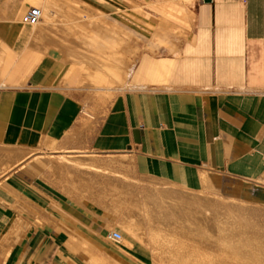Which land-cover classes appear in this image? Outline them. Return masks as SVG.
<instances>
[{
	"label": "crops",
	"instance_id": "1",
	"mask_svg": "<svg viewBox=\"0 0 264 264\" xmlns=\"http://www.w3.org/2000/svg\"><path fill=\"white\" fill-rule=\"evenodd\" d=\"M65 2L101 17L121 11L140 27L133 69L128 27L91 15L71 19L65 35L70 27L53 14L67 20ZM31 5L51 7L50 20L23 23ZM96 26L125 39L116 48V81L107 73L98 80L91 62L71 63L59 43L73 39L78 54H91L85 44L99 34ZM41 38L58 48L40 55ZM76 63L89 83L121 89L89 120L62 82ZM0 148L29 152L15 151L18 161L0 174V264H146L142 251L133 249L138 258L121 240L107 239L117 214L67 191L61 165L49 156L126 154L138 176L264 202V0H0Z\"/></svg>",
	"mask_w": 264,
	"mask_h": 264
},
{
	"label": "rangeland",
	"instance_id": "2",
	"mask_svg": "<svg viewBox=\"0 0 264 264\" xmlns=\"http://www.w3.org/2000/svg\"><path fill=\"white\" fill-rule=\"evenodd\" d=\"M53 2L61 5L60 1ZM64 4L65 5L63 6L61 13L65 16L67 14H70L71 16L65 20L62 16L55 13V19L58 20V25L66 24L71 27V19L85 22L91 17V15H94V20L97 22L104 21L106 23H111L112 20L115 19L122 23L125 27H128L129 31L128 33L126 32V34L128 35L129 54L126 56V61L129 62V65H131L133 69L139 55L138 46L142 42V37L140 36L142 30L140 27L125 20L121 11L113 14L108 13L105 17H101L100 15L103 12H97L95 9H92L93 11L85 10L79 13L78 11H74L68 2H65ZM135 11H138V9L132 10L133 13ZM39 25L40 24H37V26ZM48 25L53 29L56 28V26L52 25V23ZM70 30H72V27ZM73 33L74 35H79L80 32L75 30ZM38 47L36 48L39 50L40 55L47 47L55 49L58 48L55 43L45 38H41L40 45H38ZM59 55L64 62L63 55L61 53H59ZM64 64L66 69L70 67L69 64H66L65 62ZM62 82L66 83L69 89H73L77 94L81 105V116L86 120L102 114L109 100L116 94L117 91L121 90L117 86L111 90H105L100 85L89 83L90 81L84 75V69L81 63L74 64L69 74H64ZM125 86L126 84L123 87ZM6 151L11 152L14 151V149L0 148V153H4ZM15 151L20 156H25L29 153L19 149H15ZM76 153L78 154V152H68L59 156H49V158L53 160V164L61 165L59 173L64 176L67 191H70L71 193L74 192L78 197L104 201L107 203V206H109L117 214V216L120 215L115 225L111 228H115V230L119 231L122 237H127L125 233L128 234V231L125 228L123 229L124 224L122 223V219L127 218L130 220L132 227L135 228L136 234H139L137 236L140 240H138V242L142 251L140 259L142 263L203 264L204 261L201 259L199 260V256L197 254L202 253L203 255V253L206 254L207 252V254H216L214 258H219L222 262L224 259L223 264H232L231 261L233 259L230 260V257H228L227 254L221 252V250H212L213 252L211 253V250H209L205 244L206 240L197 233L196 236L198 237L196 238V236H194L195 232L191 231L194 227V224L192 223V213H189V215L184 217L182 215V211H179V216V213H172L173 208L178 207L180 210H183L193 207L200 209L202 212H209L211 208H222L220 210L234 220H237L240 213L243 212L242 215L245 214L246 216H250V218L252 217L254 219V226H257L256 228L259 227L260 231H264V202L255 197H227L220 194L213 186H206L202 190L194 191L177 185H169L164 182L144 178L142 176H138L134 172L131 158L126 154L104 156L88 153L86 155H82V158L80 156H76ZM77 158L83 160L87 158L92 160L96 164V167L84 165L82 162H79ZM16 161L18 160H15L14 163ZM12 166L13 163L9 166L1 165L0 174L6 172ZM44 168L49 171L51 169L47 166ZM56 169L57 168L54 167L55 171ZM120 189H122L123 194H121L122 191H120ZM205 201L210 204L212 203L210 208L202 206ZM121 215H124V217ZM246 216L245 218H247ZM120 243H124V241L121 240ZM128 247L130 248V246ZM130 250L132 251L133 249L130 248ZM133 252L137 256V253L134 250ZM219 252H221V254ZM225 258H227L226 261ZM101 262L102 260H100V263ZM96 263L100 264L99 261H96ZM206 263L207 262L204 264Z\"/></svg>",
	"mask_w": 264,
	"mask_h": 264
},
{
	"label": "bare ground",
	"instance_id": "3",
	"mask_svg": "<svg viewBox=\"0 0 264 264\" xmlns=\"http://www.w3.org/2000/svg\"><path fill=\"white\" fill-rule=\"evenodd\" d=\"M53 14H55V13H53ZM51 15H52L51 7L45 6L43 8V10L41 11L42 18L47 19V20H50L48 18H50ZM21 21H22V17H21ZM56 21H57V19H56ZM71 27L70 28H67V27L64 28L65 35H67V32L68 33L70 32ZM149 27L150 26H148V28ZM156 27H158V26H156ZM151 29H154V28H151ZM52 30L54 31L55 29H52ZM48 31H49V29H48ZM97 31H98L99 34L96 36V38L95 39L94 38H91L90 40H87L86 41V44H85L86 46H92L93 47V51H92L91 54H87V55H85V54H78L77 53V50L78 49L77 48L75 49V47H73V42L75 43L77 41H73V39H65L64 41L59 40V43L61 44L62 50L65 51V56L68 58V60L71 63L72 62H75V61H78V60H82V61L84 60L87 63H90L91 62L95 66V74H96V77L98 78V80L101 79L100 81H102V78H104L103 77L104 74L107 73V74L110 75V77H111L110 79L112 81L113 80L116 81L117 70H118L116 64L118 63V59L120 57V56H117L116 55V51H117L116 48H117V46L124 45L125 44V39L124 38L123 39L122 38H116L115 36L110 37L108 35L109 33L108 34L105 33L104 28H101V29L98 28ZM57 32L58 31H56V35H57ZM58 33H60V32H58ZM62 37H64V36H62ZM81 40H83V38ZM89 48H88V50H89ZM127 67H129V66H127ZM94 76L95 75H93V77ZM121 76L122 75L120 74V77ZM124 76H125V74H124ZM87 77H89V76H87ZM97 78H96V80H97ZM94 79H95V77H94ZM93 84H94V82H93ZM101 84H99V85H101ZM80 157H82V156L80 155ZM17 159H18V157L15 156L14 151H11V152H7L6 151L4 153H0V166L1 165H7V166H9L10 164L14 163V161L17 160ZM37 159H39V158H37ZM45 160H47V159L45 158ZM120 191H122V189H120ZM121 194H123V191H122ZM122 201H124V200H122ZM211 204L209 202L205 201V202H203V205L202 206L209 207L210 208L211 207ZM220 209H222V208H220ZM220 209L219 208H217V209H212L211 208L209 210V212H202L200 209H196V208H193V207L187 208V209H183V210L182 209L180 210L177 207V208H173L172 209V213L177 214V213H179V211H182V215L184 217H186L187 215H189V213H192L193 214V219H192L193 221H192V223L194 224V227L191 225L193 227L191 231L195 232L194 236H196V233H197L199 236L201 235V237H203L206 240V243L205 244L208 247V249L211 250V253L213 251H216V250H221V252H224L225 254H227L228 257H230V260L233 259L231 261L232 264H264V231H260V228L259 227L256 228L257 226L256 227L254 226V223H255L254 222V219L251 217L253 219V221H252V219L250 218V216H246L245 214H243V215H245L247 217V218H245V216L242 215L243 212L240 213V215L238 216V219L237 220H234L233 218L228 217L227 214L224 213ZM179 216H180V213H179ZM122 217H124V215ZM181 219H179V220H181ZM122 223L124 224L123 229L125 228L128 231V234L123 231L127 235L128 238L127 237H122L121 240L124 241L125 245L130 246V248L135 249L136 251L137 250L138 251H141V249H140L141 246L139 247V242H138L139 239H138V236H137L139 234L138 233L136 234L135 228L132 227L130 220H128L127 218H123L122 219ZM188 230H190V229H188ZM197 237L198 236H196V238ZM173 238H175V237H173ZM221 252H219V253L221 254ZM197 255L199 256V260L200 259L203 260L204 263L207 262L209 264H223V262H224V259H223V262L221 260H219V258H216L215 259L214 256H216V254L215 255L214 254H207V252H206V254L203 253L204 257L202 255V253L197 254ZM201 257H203V258H201ZM220 259H222V258H220ZM226 259L227 258H225V261H226Z\"/></svg>",
	"mask_w": 264,
	"mask_h": 264
},
{
	"label": "built area",
	"instance_id": "4",
	"mask_svg": "<svg viewBox=\"0 0 264 264\" xmlns=\"http://www.w3.org/2000/svg\"><path fill=\"white\" fill-rule=\"evenodd\" d=\"M22 21L28 25H35L41 19V11L36 6H27L22 12ZM107 239L113 242H119L122 238V235L117 230H112L107 233Z\"/></svg>",
	"mask_w": 264,
	"mask_h": 264
}]
</instances>
